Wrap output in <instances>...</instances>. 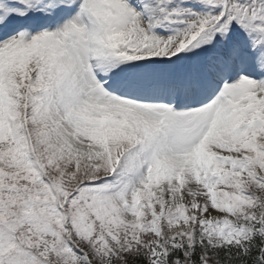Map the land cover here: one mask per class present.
<instances>
[{"label": "snow or ice", "instance_id": "1", "mask_svg": "<svg viewBox=\"0 0 264 264\" xmlns=\"http://www.w3.org/2000/svg\"><path fill=\"white\" fill-rule=\"evenodd\" d=\"M0 264H264V0H0Z\"/></svg>", "mask_w": 264, "mask_h": 264}]
</instances>
